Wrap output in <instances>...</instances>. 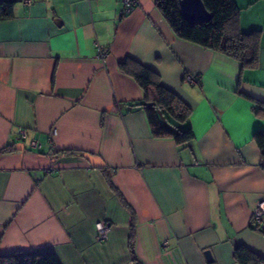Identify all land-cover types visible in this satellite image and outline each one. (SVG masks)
<instances>
[{
  "label": "crops",
  "instance_id": "crops-1",
  "mask_svg": "<svg viewBox=\"0 0 264 264\" xmlns=\"http://www.w3.org/2000/svg\"><path fill=\"white\" fill-rule=\"evenodd\" d=\"M13 1L0 21V255L134 264L131 240L142 264H238L240 244L264 256L252 223L264 200L253 138L264 129V0H234L242 31L260 30L257 66L242 70L176 36L154 0L125 14L126 0ZM128 58L191 108L189 145L152 135L131 105L143 91L119 68ZM98 221L111 226L102 241Z\"/></svg>",
  "mask_w": 264,
  "mask_h": 264
},
{
  "label": "trees",
  "instance_id": "trees-1",
  "mask_svg": "<svg viewBox=\"0 0 264 264\" xmlns=\"http://www.w3.org/2000/svg\"><path fill=\"white\" fill-rule=\"evenodd\" d=\"M14 2L0 0V21L12 17ZM154 3L176 36L237 61L241 70L257 66L260 30L242 31L239 24L240 7L234 0H202L210 14V19L206 21L187 19L181 12L178 0H154ZM119 68L131 76L143 91L142 100L131 105L144 110L152 135L172 137L177 144L189 145L194 139L193 130L191 127L184 128L181 124L190 117L191 108L177 94L164 87L158 75L148 67L128 58L119 63ZM253 138L261 150L264 167V129L255 130ZM8 149L9 147H6L1 151ZM254 227L264 232L259 224ZM129 249L131 261L134 264H142L134 253L131 240ZM233 257L238 264H264V256L243 244L235 247ZM0 264L60 262L50 252H12L0 255Z\"/></svg>",
  "mask_w": 264,
  "mask_h": 264
},
{
  "label": "built area",
  "instance_id": "built-area-1",
  "mask_svg": "<svg viewBox=\"0 0 264 264\" xmlns=\"http://www.w3.org/2000/svg\"><path fill=\"white\" fill-rule=\"evenodd\" d=\"M32 0H24V4H30ZM135 5L134 0H126L125 1V8L123 13H128L131 11L132 7ZM107 52L104 48H98V56L102 59L106 56ZM20 139L27 138V132L25 130H19L18 132ZM31 147H39L38 141L35 139H31L29 142ZM262 216H264V200H260L252 211V223L258 225L262 221ZM96 227V240L102 241L107 238L111 226L108 222L98 221L95 223Z\"/></svg>",
  "mask_w": 264,
  "mask_h": 264
},
{
  "label": "water",
  "instance_id": "water-1",
  "mask_svg": "<svg viewBox=\"0 0 264 264\" xmlns=\"http://www.w3.org/2000/svg\"><path fill=\"white\" fill-rule=\"evenodd\" d=\"M182 14L191 21H206L210 19V14L205 9L202 0H178ZM86 157L95 166H103L102 160L95 155L87 154ZM264 229V225H262ZM204 254L210 258V252L206 250Z\"/></svg>",
  "mask_w": 264,
  "mask_h": 264
},
{
  "label": "rangeland",
  "instance_id": "rangeland-1",
  "mask_svg": "<svg viewBox=\"0 0 264 264\" xmlns=\"http://www.w3.org/2000/svg\"><path fill=\"white\" fill-rule=\"evenodd\" d=\"M183 124H184V123H182L181 126H183ZM259 225H260V227H262V224H259Z\"/></svg>",
  "mask_w": 264,
  "mask_h": 264
}]
</instances>
